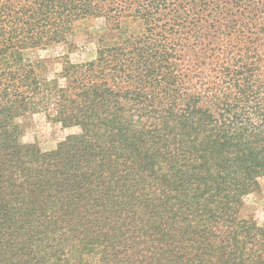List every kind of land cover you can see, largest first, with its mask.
<instances>
[{"label": "trees", "instance_id": "obj_1", "mask_svg": "<svg viewBox=\"0 0 264 264\" xmlns=\"http://www.w3.org/2000/svg\"><path fill=\"white\" fill-rule=\"evenodd\" d=\"M95 19L143 32L28 56ZM40 111L80 132L22 143ZM263 177L264 0H0V264H264Z\"/></svg>", "mask_w": 264, "mask_h": 264}, {"label": "rangeland", "instance_id": "obj_2", "mask_svg": "<svg viewBox=\"0 0 264 264\" xmlns=\"http://www.w3.org/2000/svg\"><path fill=\"white\" fill-rule=\"evenodd\" d=\"M245 7V6H244ZM231 15H221L220 20L230 19ZM143 32L137 21H125L120 30L107 26L104 19H95L86 23L77 24L67 44L48 47L45 50H35L28 53L33 60L45 62L49 79H54L62 71L61 63L68 59L73 64H84L96 58L97 50L106 45H114L125 37L136 36ZM63 85L64 81L60 80ZM26 127L21 138L24 144L36 143L42 151H51L57 147L67 136L80 132L79 128H62L61 124L54 122L48 112L32 113L26 118ZM260 190L244 198L241 211L243 218H253L259 225L264 224V177L259 179Z\"/></svg>", "mask_w": 264, "mask_h": 264}]
</instances>
